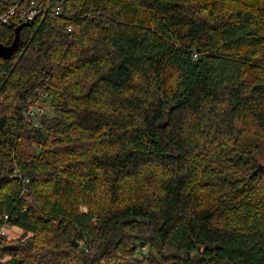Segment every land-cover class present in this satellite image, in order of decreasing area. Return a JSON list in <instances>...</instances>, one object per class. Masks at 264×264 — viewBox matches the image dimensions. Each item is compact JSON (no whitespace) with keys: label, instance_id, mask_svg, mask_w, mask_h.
I'll return each mask as SVG.
<instances>
[{"label":"trees","instance_id":"trees-1","mask_svg":"<svg viewBox=\"0 0 264 264\" xmlns=\"http://www.w3.org/2000/svg\"><path fill=\"white\" fill-rule=\"evenodd\" d=\"M35 2L0 58V264H264V0Z\"/></svg>","mask_w":264,"mask_h":264},{"label":"built area","instance_id":"built-area-1","mask_svg":"<svg viewBox=\"0 0 264 264\" xmlns=\"http://www.w3.org/2000/svg\"><path fill=\"white\" fill-rule=\"evenodd\" d=\"M37 2L40 0H36ZM38 8V9H37ZM42 6L36 5L35 0H20L16 4L9 6L4 12H0V26L8 24L12 17L19 19V22L24 24L32 21L37 12L42 11ZM59 13V9H56L55 16ZM53 117V112L50 105L44 96L32 101L30 105L23 111L22 120L26 126L34 130H40L42 128V121L46 118ZM15 178L22 181L23 184H27L28 180H22V177L18 170H15ZM12 226L9 223L8 216H4V222L0 225V241L5 238L10 240L9 231ZM144 250V248L142 249Z\"/></svg>","mask_w":264,"mask_h":264},{"label":"water","instance_id":"water-1","mask_svg":"<svg viewBox=\"0 0 264 264\" xmlns=\"http://www.w3.org/2000/svg\"><path fill=\"white\" fill-rule=\"evenodd\" d=\"M20 25L15 29L14 32V38L12 40V43L10 45H3L0 43V58H9L11 57L14 52L17 50L18 45H19V41H20V30L21 28L24 26ZM264 166L262 165H257L256 169L253 171L254 174H258L263 170ZM77 246V245H75ZM6 249L8 250H16L17 246L15 245H7L5 246Z\"/></svg>","mask_w":264,"mask_h":264},{"label":"crops","instance_id":"crops-1","mask_svg":"<svg viewBox=\"0 0 264 264\" xmlns=\"http://www.w3.org/2000/svg\"><path fill=\"white\" fill-rule=\"evenodd\" d=\"M11 229H12V230H11ZM11 229H10L11 231H9L10 240H11V239H15V238H17V237H19V236H22L23 231H22L21 229H19V228H17V227H12ZM11 232H12L14 235L11 236V234H10Z\"/></svg>","mask_w":264,"mask_h":264},{"label":"rangeland","instance_id":"rangeland-1","mask_svg":"<svg viewBox=\"0 0 264 264\" xmlns=\"http://www.w3.org/2000/svg\"><path fill=\"white\" fill-rule=\"evenodd\" d=\"M49 105H50V104H49ZM31 150H32L33 152H34L35 150L38 151V150H40V147H39V146H36L35 144H32V145H31ZM259 160H261V157L259 158ZM80 209H81L82 212H85V211H86L85 208H84V206H83L82 204H81V206H80ZM11 230H12V229H11ZM11 230H10V231H11ZM10 234H11V236L14 235L12 232H11ZM19 237H20V236H19ZM19 237L15 238V239L17 240V239H19ZM143 253H145V250H143ZM138 258H141V256H138Z\"/></svg>","mask_w":264,"mask_h":264}]
</instances>
